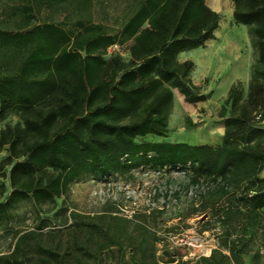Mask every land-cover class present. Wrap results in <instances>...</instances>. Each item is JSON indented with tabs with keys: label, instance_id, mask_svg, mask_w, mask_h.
I'll list each match as a JSON object with an SVG mask.
<instances>
[{
	"label": "trees",
	"instance_id": "trees-1",
	"mask_svg": "<svg viewBox=\"0 0 264 264\" xmlns=\"http://www.w3.org/2000/svg\"><path fill=\"white\" fill-rule=\"evenodd\" d=\"M231 2L232 22L249 28L257 58L245 100L239 82L228 90L218 113L224 125L218 145L160 140L169 133L174 90L188 104L207 99L190 80L194 63L178 60L182 52L214 38L220 18L205 0H134L115 31L83 21L71 29L55 23L32 26V9L20 7L23 18L16 29H0V121L16 119L0 129V150L7 151L0 160V218L21 201L55 205L83 175L105 178L141 166L184 168L191 173V186L209 185L198 211L221 229L218 249L199 260L242 264V257L252 253V264H259L264 249V178L259 177L264 0ZM114 45L124 47L128 57L107 55ZM184 123L193 125L189 118ZM25 238L18 237L0 264H65L59 246L37 245L31 257L20 258Z\"/></svg>",
	"mask_w": 264,
	"mask_h": 264
},
{
	"label": "rangeland",
	"instance_id": "rangeland-1",
	"mask_svg": "<svg viewBox=\"0 0 264 264\" xmlns=\"http://www.w3.org/2000/svg\"><path fill=\"white\" fill-rule=\"evenodd\" d=\"M133 1L67 0L55 4L47 0H0V29L13 32L23 18L19 8L27 4L34 16L32 26L55 23L71 29L83 21L115 31L130 14ZM205 5L220 18L216 36L211 39L218 41L212 51L219 54L205 60L199 47L182 52L180 60L195 62L197 69L190 80L199 84V92L207 99L189 105L175 93L168 117L169 133L160 139L163 141L214 143L218 123L222 122L218 113L230 86L239 82L242 99L247 96L257 58L249 28L233 24L231 0H205ZM123 51L124 47L111 46L107 55ZM208 64L212 73L207 75ZM186 118L192 119L191 127H185ZM15 122L14 117L0 121V129ZM6 156L4 147L0 160ZM190 178L191 173L184 168L158 170L149 166L105 178L83 175L64 197L56 199L55 205L35 206L30 200L13 205L0 218V256L11 254L18 237L24 234L20 258L31 257L35 247L43 245L59 246L65 264H77L76 259L82 264H204L199 258L209 257L202 254L210 247L218 249L221 229L214 219L207 221L198 211L200 197L209 185L191 186ZM262 254L259 264H264V249ZM169 258L175 262L168 263ZM242 264H252V253L242 257Z\"/></svg>",
	"mask_w": 264,
	"mask_h": 264
},
{
	"label": "crops",
	"instance_id": "crops-1",
	"mask_svg": "<svg viewBox=\"0 0 264 264\" xmlns=\"http://www.w3.org/2000/svg\"><path fill=\"white\" fill-rule=\"evenodd\" d=\"M215 36H216V32L214 33V38H215ZM216 44L218 45V41L217 40H209V41H207L202 47H200L202 50V53L204 54V56H205V60H208V61H210V60H212L213 59V57L216 55H218L219 53H213V49H215V46H216ZM113 47V46H112ZM209 52H211V53H209ZM120 55L121 56H123L124 58H127L128 57V55H127V53L125 52V51H123L122 53H120ZM201 56V55H200ZM203 56V55H202ZM178 60L180 61V62H184V61H189V59H183V60H180V54H179V56H178ZM194 63V65H195V68H194V70H196L197 69V65L195 64V62H193ZM218 65V64H217ZM216 65V66H217ZM210 65L208 64L207 65V67H206V69H205V72H204V74H210V73H212L211 72V70L209 69L210 67H209ZM216 69V68H215ZM194 72V71H193ZM192 75H193V73H192ZM192 83L195 85V86H197V85H199L197 82H195V81H192ZM198 87V86H197ZM229 87V86H228ZM175 93H178L176 90H174V99L176 98V94ZM179 94V93H178ZM180 94H179V96H178V99L180 98ZM197 104H200V103H197ZM190 105V104H189ZM191 105H194V104H191ZM191 121H192V119H190ZM192 123H193V121H192ZM261 126L264 128V118H263V121L261 122ZM223 127H224V125H223V122H221V121H219V123H218V130H217V136H215V137H213V139L214 140H216V141H214V143H212V144H207V145H218V144H220V142H221V138H222V135H223ZM189 145H203V144H196V143H189ZM259 177H261V178H264V165H263V168H262V170H261V172H260V174H259Z\"/></svg>",
	"mask_w": 264,
	"mask_h": 264
},
{
	"label": "built area",
	"instance_id": "built-area-1",
	"mask_svg": "<svg viewBox=\"0 0 264 264\" xmlns=\"http://www.w3.org/2000/svg\"><path fill=\"white\" fill-rule=\"evenodd\" d=\"M114 48H118V46L117 45H114L113 46ZM258 118H259V116H258ZM212 247H210V248H208V250L205 252V254H202L203 256H209L210 255V253H211V251H212Z\"/></svg>",
	"mask_w": 264,
	"mask_h": 264
}]
</instances>
